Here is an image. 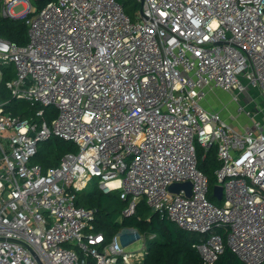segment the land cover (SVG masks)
<instances>
[{
  "label": "built area",
  "instance_id": "built-area-1",
  "mask_svg": "<svg viewBox=\"0 0 264 264\" xmlns=\"http://www.w3.org/2000/svg\"><path fill=\"white\" fill-rule=\"evenodd\" d=\"M0 2L2 17L28 27L25 45L0 37V264H140L145 244L128 253L137 238L107 242L93 232L95 211L76 205L94 179L130 201L120 220L145 200L200 235L204 264L227 248L264 264V126L254 120L264 108L240 101L251 88L264 95V0H136L133 16L119 0ZM216 91L252 126L211 109ZM52 138L78 152L44 169L35 159ZM197 144L218 149L221 206ZM184 182L190 198L169 191Z\"/></svg>",
  "mask_w": 264,
  "mask_h": 264
},
{
  "label": "trees",
  "instance_id": "trees-1",
  "mask_svg": "<svg viewBox=\"0 0 264 264\" xmlns=\"http://www.w3.org/2000/svg\"><path fill=\"white\" fill-rule=\"evenodd\" d=\"M119 1L130 16H133L134 11L140 7L136 0ZM45 4L46 2H38V8H42ZM0 37L18 45H25L28 42V27L25 22L20 19L2 17L1 2ZM16 106L22 111L29 109L28 104L23 102H16ZM18 113L19 111L16 110V114ZM77 152L78 147L75 144L52 138L40 145L35 161L41 164L44 169H49L58 166L65 154ZM197 158L199 170L209 180V199L212 203L221 206L222 202H219L213 194L217 185L216 171L221 167L217 147L206 149L197 144ZM129 203V200H122L117 192L105 194L98 188L93 192L87 190L78 192L76 198L78 207L95 211L93 232L103 234L107 242L126 230H135L140 238L146 239V255L140 264H204L197 249L193 247L200 235L183 231L177 224L169 221L166 216L159 213L152 214L145 200L138 205L135 215L120 220ZM215 264L243 263L227 248Z\"/></svg>",
  "mask_w": 264,
  "mask_h": 264
},
{
  "label": "rangeland",
  "instance_id": "rangeland-1",
  "mask_svg": "<svg viewBox=\"0 0 264 264\" xmlns=\"http://www.w3.org/2000/svg\"><path fill=\"white\" fill-rule=\"evenodd\" d=\"M38 2L39 0H29V3L32 4L34 10L38 8ZM27 4L28 3H19L12 7L11 12L15 15H20L25 10V6H27ZM240 101L241 104L246 105L252 112H256V110L261 109L262 107L264 108V95L257 89L251 88L248 93H245L244 96L240 98ZM207 102L210 104L211 109L215 108L217 111H220L226 120L229 116L230 119H228V122L236 128H238V126H252L251 121L248 120L245 115L238 113L239 106L236 102H233L230 95L221 91L209 92L206 99V103ZM254 120H260L264 126V114L258 115ZM98 181V179H94L90 183L87 191H95L97 189ZM121 234L126 236L128 239L133 240L136 239L138 235L135 230H126ZM144 244H146V239L144 237H141V239L137 238L134 242L126 246V252H141Z\"/></svg>",
  "mask_w": 264,
  "mask_h": 264
},
{
  "label": "water",
  "instance_id": "water-1",
  "mask_svg": "<svg viewBox=\"0 0 264 264\" xmlns=\"http://www.w3.org/2000/svg\"><path fill=\"white\" fill-rule=\"evenodd\" d=\"M47 0H39V2L43 3ZM169 191L172 194H179L180 192H185L186 197L190 198L192 196V183L184 182V183H174L169 187ZM214 197L221 202L223 199V189L220 186H215L214 188ZM137 238L140 239V236L137 235ZM126 245V243H124Z\"/></svg>",
  "mask_w": 264,
  "mask_h": 264
},
{
  "label": "crops",
  "instance_id": "crops-1",
  "mask_svg": "<svg viewBox=\"0 0 264 264\" xmlns=\"http://www.w3.org/2000/svg\"><path fill=\"white\" fill-rule=\"evenodd\" d=\"M207 103H208V102H207ZM208 106H210V104H209V103H208ZM213 109H215V108H213ZM228 119H230V118H229V116H228V118H227V121H228Z\"/></svg>",
  "mask_w": 264,
  "mask_h": 264
}]
</instances>
